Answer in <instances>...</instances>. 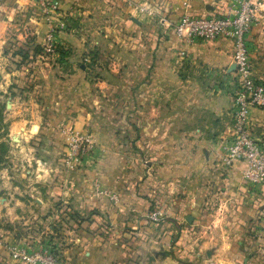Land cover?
Returning <instances> with one entry per match:
<instances>
[{"label":"rangeland","instance_id":"rangeland-1","mask_svg":"<svg viewBox=\"0 0 264 264\" xmlns=\"http://www.w3.org/2000/svg\"><path fill=\"white\" fill-rule=\"evenodd\" d=\"M4 1L0 7L4 122L0 128V236L48 245L65 264H72L70 247L95 251L109 237L121 249V264H149L158 255L173 253L179 235L174 226L168 251L161 246L139 252L140 245L150 244L146 229H114V225L136 223L132 211L128 214L118 208L122 192L118 180L130 184L133 164L148 165V157L133 145L139 107L147 111L148 103L136 104L132 84L145 73L153 36L167 30L162 23L167 18L165 7L156 0H122L125 11L117 0ZM68 130L88 141H78L72 151ZM101 145L106 146L104 150ZM78 175L85 181L84 189L108 200L111 215L94 206L79 212L63 201V190L73 187L71 181ZM40 195L50 196L49 202L42 203ZM166 209L162 199L146 201L141 225H160L172 215ZM179 219L182 224L191 222ZM225 226L228 234L229 225ZM162 232L158 228L156 234ZM262 235L256 250L253 245L241 247L244 256L250 253V264H264ZM231 238L236 250L232 242L238 236Z\"/></svg>","mask_w":264,"mask_h":264},{"label":"crops","instance_id":"crops-1","mask_svg":"<svg viewBox=\"0 0 264 264\" xmlns=\"http://www.w3.org/2000/svg\"><path fill=\"white\" fill-rule=\"evenodd\" d=\"M0 1L1 7L4 4ZM131 1L136 0L127 3ZM154 2L165 7V20L169 24L163 21L167 30L153 36L154 45L150 47L144 77L140 75L132 84L136 104L148 103L147 111H141L139 107L137 133L133 140L139 153L148 157V165L133 164L134 179L130 184L118 180L122 187V204L119 203L118 208H125L128 214L132 211L136 223L114 225V229H127V226L146 229L150 244L140 245L139 252L143 248L149 251L161 246L168 251L172 228L175 227L176 232L179 229L172 245L173 253L158 255L149 264H250V253L245 252L247 256H244L242 248L253 245L256 250L262 244L263 235L256 216L264 203V185L251 184L241 178V161L228 166L219 161L221 142L233 134L232 43L223 37L184 42L172 31V23L182 12L222 13L231 0ZM123 3L117 0L125 11ZM246 41L253 76L264 81V26L253 24ZM249 118L251 134L264 147V108L250 107ZM67 125L73 124L68 122ZM105 147L101 145L100 150ZM75 178L71 181L74 186H66L68 189L63 190V201H69L79 212L94 206L111 215L108 200L94 197L84 189L86 184L81 176ZM40 196L42 203L43 200L49 202L50 196ZM150 199L155 203L162 199L172 217L160 225H141L140 214ZM186 215L190 216L191 222L182 224L179 218L184 219ZM225 225H229L228 234L224 232ZM158 228H162L161 234H156ZM232 234L238 236L232 242L236 250L230 245ZM114 243L115 239L109 237L95 251L80 252L78 247H70L69 258L72 264H121L123 255ZM2 252L6 255L0 248V264H14Z\"/></svg>","mask_w":264,"mask_h":264},{"label":"built area","instance_id":"built-area-1","mask_svg":"<svg viewBox=\"0 0 264 264\" xmlns=\"http://www.w3.org/2000/svg\"><path fill=\"white\" fill-rule=\"evenodd\" d=\"M182 4L186 5V2ZM44 13H49V10L45 9ZM46 19H49L48 15ZM163 21L169 24L165 18ZM257 23L264 26V0H231L222 13L203 15L182 12L172 23V31L184 42L216 37L231 41L235 81L231 112L233 134L221 142L219 161L224 166L241 161V178L251 184L264 185V147L251 134L249 118L250 107L264 108V81L253 76L246 41L250 27ZM67 134L72 151H76L78 141H88L77 131L68 130ZM151 218L156 219L157 216L151 215ZM256 220L258 228L264 233V203ZM0 248L14 264H65L54 248L44 244L34 246L28 239L0 236Z\"/></svg>","mask_w":264,"mask_h":264},{"label":"trees","instance_id":"trees-1","mask_svg":"<svg viewBox=\"0 0 264 264\" xmlns=\"http://www.w3.org/2000/svg\"><path fill=\"white\" fill-rule=\"evenodd\" d=\"M2 104L0 103V128H2L4 126V122H3V115H2ZM66 209L70 210V211H73L72 209H69V206H65ZM65 209V208H64Z\"/></svg>","mask_w":264,"mask_h":264},{"label":"water","instance_id":"water-1","mask_svg":"<svg viewBox=\"0 0 264 264\" xmlns=\"http://www.w3.org/2000/svg\"><path fill=\"white\" fill-rule=\"evenodd\" d=\"M185 219L188 220V221L191 220V218H190L189 215H186V216H185Z\"/></svg>","mask_w":264,"mask_h":264}]
</instances>
